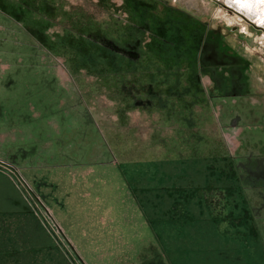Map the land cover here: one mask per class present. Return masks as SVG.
Returning <instances> with one entry per match:
<instances>
[{"label": "rangeland", "instance_id": "obj_1", "mask_svg": "<svg viewBox=\"0 0 264 264\" xmlns=\"http://www.w3.org/2000/svg\"><path fill=\"white\" fill-rule=\"evenodd\" d=\"M245 1L0 0V122L18 105L52 168L0 155L19 170L0 168V264H264V19Z\"/></svg>", "mask_w": 264, "mask_h": 264}, {"label": "crops", "instance_id": "obj_2", "mask_svg": "<svg viewBox=\"0 0 264 264\" xmlns=\"http://www.w3.org/2000/svg\"><path fill=\"white\" fill-rule=\"evenodd\" d=\"M15 107L10 110L12 118L0 122V155L4 157L13 156V159L19 163L22 162L23 168L32 175H35L38 171H41L42 175H45L44 171H49L52 168L49 165L44 167L36 166V163L33 161H36V159L31 155V150L23 151V148H33L36 146L38 139L43 136H38L36 132L33 133L31 125L29 131L23 128V117L19 114L20 109L17 108L18 105ZM11 197H17L15 190L6 178L0 176V205H2V202L13 203L14 200Z\"/></svg>", "mask_w": 264, "mask_h": 264}, {"label": "built area", "instance_id": "obj_3", "mask_svg": "<svg viewBox=\"0 0 264 264\" xmlns=\"http://www.w3.org/2000/svg\"><path fill=\"white\" fill-rule=\"evenodd\" d=\"M0 168L2 171H4L8 175H12V177H17L18 178V173L19 170L17 166L13 163L7 162V161H2L0 160ZM23 179V178H22ZM21 182V181H20ZM22 183V182H21ZM25 185L24 183H22Z\"/></svg>", "mask_w": 264, "mask_h": 264}, {"label": "bare ground", "instance_id": "obj_4", "mask_svg": "<svg viewBox=\"0 0 264 264\" xmlns=\"http://www.w3.org/2000/svg\"><path fill=\"white\" fill-rule=\"evenodd\" d=\"M262 5V14H263V19H264V0H246L245 2L242 3V6L249 10H255L256 8L259 9L261 8L260 6Z\"/></svg>", "mask_w": 264, "mask_h": 264}]
</instances>
